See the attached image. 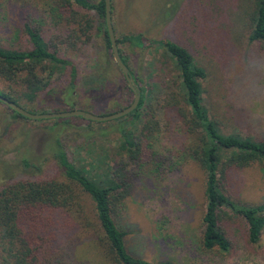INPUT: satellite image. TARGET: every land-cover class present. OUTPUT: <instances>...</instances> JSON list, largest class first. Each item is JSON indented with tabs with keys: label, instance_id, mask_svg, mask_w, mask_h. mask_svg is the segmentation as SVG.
I'll return each instance as SVG.
<instances>
[{
	"label": "rangeland",
	"instance_id": "obj_1",
	"mask_svg": "<svg viewBox=\"0 0 264 264\" xmlns=\"http://www.w3.org/2000/svg\"><path fill=\"white\" fill-rule=\"evenodd\" d=\"M243 5L242 0H110L112 31L117 36L141 37V47L126 41L117 47L146 92V113L158 125L150 137L155 161L137 171L121 209L112 216L117 227L125 231L126 251L136 258L173 264H264V232L258 244L246 247L233 228L236 252L229 256L201 247L203 175L183 150L189 137L170 104L177 93V73L156 43L166 39L183 46L204 69L202 102L223 133L264 140V51L247 40ZM74 9L87 15L89 38L70 46L67 34L75 26L54 18L42 0H0L1 46L30 48L22 27L28 17L27 23L40 30L49 50L69 59L76 68L69 98L62 92L66 71L50 77L32 101L21 96V83L7 86L0 81V89H11L28 112L79 109L105 115L125 106L127 98L132 100V93L129 98L124 90L110 48L105 47L101 20L91 10ZM131 118L127 114L104 121L77 115L24 118L0 102V186L17 179H62L52 151H64L76 165L91 163L93 171L112 167L123 156L114 130L128 125ZM24 159L30 165L24 166ZM228 194L239 202L264 204V171L257 164L232 171ZM85 199L90 208V200ZM61 230L66 229L62 226ZM71 236V229L62 236L63 264H111L101 257L96 242L84 235ZM75 239V257L69 258L67 242Z\"/></svg>",
	"mask_w": 264,
	"mask_h": 264
},
{
	"label": "trees",
	"instance_id": "obj_2",
	"mask_svg": "<svg viewBox=\"0 0 264 264\" xmlns=\"http://www.w3.org/2000/svg\"><path fill=\"white\" fill-rule=\"evenodd\" d=\"M42 1L54 18L75 26L67 34L70 46L79 39L83 42L89 38V19L74 9L77 6L85 11H93L101 20L105 47L110 48L104 24L103 0ZM242 2L243 17L249 28L247 40L264 51V0ZM27 19L22 27L28 37L29 49L0 45V81L7 86L21 83L24 86L21 96L32 101L50 77L60 76L66 71L67 83L62 92L68 98L71 97L76 77L75 66L69 59L49 50V44L41 36L40 30L27 23ZM113 36L116 47L125 41L136 47L142 45L139 34L117 36L113 31ZM156 43L171 60L177 73V93L170 104L176 108L182 129L189 137L183 150L194 160L203 175L201 247L221 255L234 254L233 228L239 231L244 246L258 244L264 232V204H247L231 199L228 179L232 171L251 164H257L264 171V140L235 132L223 133L216 121L209 117L202 102L200 79L205 77L204 69L195 63L183 46L166 39ZM117 51L139 89L137 105L127 113L132 117L131 121L114 130L119 137L117 149L123 155L122 158L112 167L93 171L91 163H88L89 167L88 164L76 165L67 159L64 151H52L51 157L62 179H17L2 184L0 264H63L65 252L61 243L68 229L72 230L71 238L84 235L86 239L96 242L101 257L111 264H173L168 260L147 262L129 254L123 243L125 231L117 227L112 218L129 194L137 171L155 161L150 137L154 136L158 128L152 115L146 113L145 90L137 83L119 47ZM114 65L130 98L132 92ZM11 91L0 89V95L20 105L19 96ZM127 100L128 104L131 98ZM10 110L14 115L23 117ZM145 113L147 118L142 120ZM22 163L24 166L30 165L25 159ZM86 197L90 200V208ZM54 212L58 218L54 217ZM62 226L66 229L63 233ZM75 242L76 239L67 242L69 258L75 257L72 252Z\"/></svg>",
	"mask_w": 264,
	"mask_h": 264
},
{
	"label": "water",
	"instance_id": "obj_3",
	"mask_svg": "<svg viewBox=\"0 0 264 264\" xmlns=\"http://www.w3.org/2000/svg\"><path fill=\"white\" fill-rule=\"evenodd\" d=\"M103 8H104L103 10L104 24L109 41L112 59L116 64V66L118 67V69L120 70L121 74L123 75L127 87L132 92V100L126 106L109 114L94 115L90 112L79 109H69L64 111H54L47 113H31L23 109L17 103H14L13 101L5 98L2 95H0V102L8 106L10 109L14 110L19 115L33 119L77 115L88 120L104 121L126 115L131 110H133L137 105L139 99V89L135 84V81L133 80L132 76L130 75L127 67L121 61L117 51L116 43L113 36L112 26H111V19H110V0H103Z\"/></svg>",
	"mask_w": 264,
	"mask_h": 264
}]
</instances>
